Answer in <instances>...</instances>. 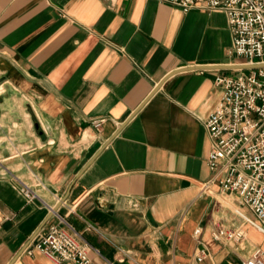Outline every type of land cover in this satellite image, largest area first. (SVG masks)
I'll use <instances>...</instances> for the list:
<instances>
[{
  "label": "crops",
  "instance_id": "1",
  "mask_svg": "<svg viewBox=\"0 0 264 264\" xmlns=\"http://www.w3.org/2000/svg\"><path fill=\"white\" fill-rule=\"evenodd\" d=\"M233 44L220 10L0 0V264H53L23 253L63 224L46 204L99 250L91 264H241L263 249L207 163L214 82L248 71ZM237 227L238 244L213 238Z\"/></svg>",
  "mask_w": 264,
  "mask_h": 264
},
{
  "label": "built area",
  "instance_id": "2",
  "mask_svg": "<svg viewBox=\"0 0 264 264\" xmlns=\"http://www.w3.org/2000/svg\"><path fill=\"white\" fill-rule=\"evenodd\" d=\"M185 11L193 9L226 13L233 32L230 54L244 60L238 75L218 76L215 87L221 96L215 110L204 121L211 140L207 163L215 172L223 191L238 194L242 205L253 215L242 214L245 222L253 224L264 234V0H158ZM104 119L94 125L99 129ZM19 191L25 199H39L37 191L20 179ZM50 214L61 219L49 226L48 233L33 238L23 253H42L53 264H91V252L99 253L79 231L64 220L56 207L47 205ZM243 227L218 229L213 238L238 244L245 237ZM204 251L198 257L202 261ZM121 264L125 261L120 260ZM241 264H264V250L258 248Z\"/></svg>",
  "mask_w": 264,
  "mask_h": 264
},
{
  "label": "rangeland",
  "instance_id": "3",
  "mask_svg": "<svg viewBox=\"0 0 264 264\" xmlns=\"http://www.w3.org/2000/svg\"><path fill=\"white\" fill-rule=\"evenodd\" d=\"M252 214L251 212L249 211V217L252 218ZM251 238H254L257 242V244L263 248L262 250H264V237L263 236H260V235H257L255 233L252 234Z\"/></svg>",
  "mask_w": 264,
  "mask_h": 264
},
{
  "label": "water",
  "instance_id": "4",
  "mask_svg": "<svg viewBox=\"0 0 264 264\" xmlns=\"http://www.w3.org/2000/svg\"><path fill=\"white\" fill-rule=\"evenodd\" d=\"M238 68L240 69H248L249 67H246V66H237Z\"/></svg>",
  "mask_w": 264,
  "mask_h": 264
}]
</instances>
